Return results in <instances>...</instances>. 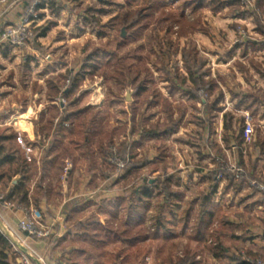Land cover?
I'll return each instance as SVG.
<instances>
[{"label": "rangeland", "instance_id": "374dc122", "mask_svg": "<svg viewBox=\"0 0 264 264\" xmlns=\"http://www.w3.org/2000/svg\"><path fill=\"white\" fill-rule=\"evenodd\" d=\"M109 1L114 4H106ZM258 1L236 0L232 6H226L218 12L212 8L202 9L195 15L186 12L185 17L191 21L195 20L199 26L182 37L176 34L178 26L169 30V24L163 20V16L155 14L139 38L127 39L128 34L124 27L109 26L110 19L123 5L122 0H60L59 3L54 2L51 9L55 16L51 15L39 28L31 26L35 35L33 42H27L18 48L21 52H27L33 44L38 46V49L41 48L36 50L41 56L38 60L37 54L33 56V52L28 51L30 55L23 53L17 60L9 61L7 68L1 72L2 80L11 81L13 76L17 75L22 89L16 93L4 92L1 99L6 101L7 96L11 95L13 98L9 100L10 103L16 101L15 104L20 106H24V101L31 100L33 105L48 101L42 111L47 114V120L53 118V130L68 136L67 138L73 137L80 145L77 158L80 155L83 157V160H79L83 172L80 173L79 169L75 168L76 165L73 166L75 170L78 169L73 177V188L78 180L81 181L89 174L93 186L100 188L105 183L100 189L123 190V194L118 193L117 196H112V199L87 201L81 204L80 211L69 217L66 223L62 220L60 223L71 235L67 238H64L63 233L52 236L51 228L44 226L40 221V217L43 221L50 217L51 209L41 212V215L33 210L34 216L43 227L49 228L50 234L43 238L34 237L37 240H46L48 246L46 253L35 254L30 251L31 257L43 259L45 264L51 256L59 262L66 261L69 264H176L184 257L187 249L186 227L194 218V213L189 211L190 204L194 199L213 190L215 182L207 176L209 170L217 166L237 167L240 162L239 154L243 149L247 171L255 169L257 177L264 180V77L261 76L264 72V0L263 4L258 6L260 8H257ZM45 3L51 6L50 0ZM97 9H107L109 13L100 15L96 12ZM171 11L178 16L180 9L176 5ZM35 13L37 16L40 12ZM178 18L181 19L180 15ZM53 22L59 23L58 26L48 30V38L38 41L40 29L50 26ZM102 33H106V36H99ZM74 35L79 36V39L72 37ZM62 36L65 43L57 44L55 40L58 41ZM160 44L170 49L169 54L164 57ZM183 48L188 51L196 49L201 61L205 63L201 69L206 73L205 78L214 79L218 83L212 95H203V98L214 103L217 109L216 117L212 120H209L210 114L200 99L192 100L185 94L168 93V83L164 79L167 70L173 72L175 67H182ZM125 61L131 67L123 69L124 71H115V67ZM50 68H54L53 75L41 78L39 73ZM68 72L74 75L82 73L84 76L77 91L65 97L64 93L70 87V77L61 79L59 75H68ZM51 77H54L58 87H61L58 95H55V91L48 93L47 80ZM144 80L148 81L146 89L140 96H136L137 87ZM191 82L193 79L189 80L190 84ZM49 95L53 97L52 100ZM235 96L249 102L250 109L246 110L243 106L238 108ZM165 99H168V103ZM7 105L11 106L9 103ZM33 111L37 112L38 109L33 108ZM227 112L233 117L230 130L224 129V114ZM65 113L70 115L65 122L67 125H60L59 121ZM39 115L40 112L37 115L40 119ZM133 117L136 122L135 130L139 134L144 127L158 121L176 127L177 130L167 137L141 140L138 134L132 135L129 131V123L133 128L130 120ZM206 121H209L211 126L204 127L206 125L203 123ZM247 121L253 128L251 141H245L239 147L235 138ZM45 122L46 120L41 124L44 125ZM2 125L0 133L3 135L15 131ZM34 127L36 131L37 125L34 124ZM12 137L7 139L5 146L11 153L14 151L16 158L14 156L15 160L13 159L9 166L0 167V188L16 178L10 173L9 167L18 168L25 165L28 167L27 177L32 181L30 190L35 206L36 199L41 197L39 184L44 176L40 169L41 156L36 152L29 154L30 159L25 158L23 143L29 142V139L19 133ZM130 138L136 141L131 148L132 155H135L134 160L144 163L150 158L151 161L149 165L133 171L127 177L124 176V164L122 167L114 166L108 157L111 156V144L117 149L123 140ZM86 139L88 143H85ZM83 144L88 147L85 148ZM70 150L69 154H73ZM64 154L65 152L60 156ZM116 155L122 159L118 153ZM21 156L25 158V162H22ZM85 156L92 157L89 165L84 163ZM61 160L64 161V158ZM65 163L67 166L70 161ZM166 168L173 171L171 189L183 192L184 198L174 200L171 204H162V199L154 196L143 226L146 229L145 240L135 242L130 241L127 234L119 235L116 232L118 227L121 226V230L126 228L124 223L130 205V195L137 181L141 178L154 181L163 175ZM64 173L65 168L57 175V179L68 189V182L62 181L68 175L65 176ZM53 176L55 177L56 173ZM107 177H116L118 180L104 182ZM56 181L54 178V182ZM225 182L224 186L217 187L213 196L214 201L216 199L225 207V214L221 213V208L219 217L202 238L204 242L208 241L212 245L228 249L230 256L246 259L251 264H264V204L260 203L261 192L264 190L260 188V192L256 193L244 186L236 190L228 181ZM29 184L30 181L27 182V185ZM261 186H264V181L260 183ZM63 189L57 182L54 183L48 199L51 206L62 202ZM226 217H233L235 222L226 223ZM82 221L83 229L74 235L69 227ZM113 227L116 229L113 230ZM1 233L6 237L5 233ZM252 240L258 243L253 246L256 250L253 255L255 258L260 257L257 260L250 259L251 257H246L245 252L243 253L247 245H253ZM15 246L13 251L17 255L16 258H19L17 250L21 248ZM101 246L109 248L104 250ZM204 247L202 244L200 249L191 250V253L196 255L197 264H210L211 259L208 256L212 253ZM220 264L226 262L223 260Z\"/></svg>", "mask_w": 264, "mask_h": 264}, {"label": "trees", "instance_id": "16d2710c", "mask_svg": "<svg viewBox=\"0 0 264 264\" xmlns=\"http://www.w3.org/2000/svg\"><path fill=\"white\" fill-rule=\"evenodd\" d=\"M40 3L36 6V11L42 8V0H39ZM123 5L121 6L119 12L110 19L109 26L115 27H124L128 34L127 39L130 38H139L143 30H145L149 24V20L155 16V14H160L163 16V20L166 21L169 25V30H173L175 26H178L179 29L176 32L178 37L187 36L191 31L198 28L199 23L195 20H190L185 17L186 12L191 15H195L198 11L205 9V8H212V10L218 12L220 9L226 6H232L236 0H228V1H221V0H173V2L169 0H122ZM32 4V3H31ZM109 5L114 4V2L109 1ZM263 4L262 0L258 1V6ZM174 5V6H173ZM176 5L180 9L179 15L175 16L174 12L171 9H175ZM258 11V9L256 10ZM97 13L100 15H107L109 11L107 9H97ZM27 13V12H26ZM174 13V14H173ZM26 15V14H25ZM33 19V17H30ZM99 36H106V33H102ZM35 37V35H34ZM29 42H33L30 40ZM163 44H160V50L162 52V57L169 54L170 49L164 48ZM182 67H175L174 72L171 70L166 73V78L164 79L165 82L168 83V93L170 95H174L175 93L185 94L192 100H199L202 105L206 108L208 114H210V119L216 117L215 112L217 111L214 103H210L209 100L203 98L204 93L207 95H212L217 87V82L214 79H207L205 78V72L201 69L205 65L204 62L201 61L200 57L198 56V51L196 49H192L188 51L186 48L182 49ZM164 61V60H163ZM131 66L127 65V62H122L120 65L115 67V71L121 69L124 71ZM124 69V70H123ZM181 69L184 71H181ZM61 79L70 77V87L67 92L64 93V96H69L70 93L77 91L79 87V83L81 81L82 76L84 74L79 73L74 75L72 72H68V75L60 74ZM264 77V72L261 74ZM68 77V78H69ZM54 77H51L47 80L48 83V93L49 91H55V95L60 93L61 87H58L57 83L54 81ZM193 79L191 84L189 80ZM147 80L140 83L137 87L136 96H140L142 92L146 89ZM53 93V94H54ZM202 96V97H201ZM50 97V95L48 96ZM52 96L50 100H52ZM202 98V99H201ZM237 98V107L243 106L244 109H250V103L244 101V99L240 96H235ZM168 99L164 101L168 103ZM208 100V101H207ZM2 114H5L2 113ZM70 115L65 113L62 116L59 124H63L67 122ZM224 129L230 130L231 129V120L232 116L231 113L224 114ZM133 123V132H135V117L132 119ZM146 125L148 124V120H145ZM204 127L211 126L209 121L203 123ZM176 127L167 126L164 123L156 122L149 125V127H144L142 129L141 135L145 138H157V137H167L171 134L176 132ZM244 128L236 135V143L237 146L241 147L244 144ZM7 138V137H6ZM2 139L0 138V166L12 161L14 157H9L6 155V149L4 145L1 143ZM111 146H114L111 144ZM111 151L109 150V153ZM116 153H118L123 161L124 164V176H130L134 170H139L143 166L147 164V162H138L135 161L133 156L127 157L128 153V145L127 143L121 142L120 146L117 148ZM240 162L237 164V169L240 168L243 170L242 173H237L231 171L230 167H222L217 166L213 170H209V174L213 182V190L211 193H205L202 197L198 199H194L190 204L189 211L190 213H194V218L191 219L192 221L187 224L188 228V235L186 237V251L184 257L181 258L176 262V264H197L195 261L194 253H191V250H197L201 248L203 244L206 250L211 252L214 257H226V249L220 247L219 245H212L208 243V241L203 240V235L208 232V228L213 225L216 221L214 211H218L219 207L215 203L213 196L216 193L217 186L219 181L216 179L218 174H222L223 179L229 182V185L235 187L236 190L240 189V187H247L252 189L254 192H260V183L264 180H260L256 173L255 169H251L247 171L245 166L244 157H243V149L239 154ZM114 165V164H113ZM116 166V165H114ZM113 170V169H112ZM172 171L168 168L165 169L163 175H160L154 181H150L148 178H141L140 181H137V184L134 186L133 193L130 195V205L128 206L127 211V218H126V228L121 230V226L118 227L117 233L119 235L127 234L128 239L130 241H143L146 239V229L143 227L145 220H146V212L153 201L154 196H157L159 200L162 199V204L165 203H173L174 200H180L184 198V193L181 191H173L171 189V179H172ZM108 177H111L108 175ZM217 180V181H216ZM221 182V181H220ZM254 182V183H253ZM254 185H253V184ZM262 193L261 204L264 203V192ZM11 196V193L9 194ZM8 195V196H9ZM8 196L1 197V201H9ZM26 194L24 193V197ZM134 197V198H133ZM165 199V200H164ZM25 200V198H24ZM21 204L23 206H27L21 201L17 202V205ZM196 210V211H195ZM213 211V212H212ZM80 224H76L74 227H80ZM116 228L113 227V230ZM204 242V243H203ZM14 245L0 232V264H15L17 260V255L13 251ZM246 255V254H245ZM246 257H249L247 253ZM230 260H235L237 264H251L246 259H241L239 257H227ZM250 258V257H249ZM260 258V257H258ZM253 257L252 259H258ZM263 262L262 259H260Z\"/></svg>", "mask_w": 264, "mask_h": 264}, {"label": "crops", "instance_id": "0c3cea01", "mask_svg": "<svg viewBox=\"0 0 264 264\" xmlns=\"http://www.w3.org/2000/svg\"><path fill=\"white\" fill-rule=\"evenodd\" d=\"M34 1L35 0H8V3H0V30L8 25L19 24L22 18L24 17V15L26 14V12L33 5ZM46 1L48 0H42V3H43L42 8L36 11L40 13L39 15L35 17V19L32 20V25L36 26V28H39L45 21L51 18L50 16L53 15L51 9L54 5V2H58V3L60 2V0H50L51 6H48V3H45ZM57 15H59V13L56 14V16ZM58 24L59 23L53 22L50 26L40 29L41 32H38L39 33L38 41L48 38V33H49L48 30L51 29V27L53 28L55 26H58ZM72 37H74L76 40L79 39V36H76V35ZM63 38L64 37L62 36L61 39H59L58 41L55 40L56 43L63 45L65 43V39ZM66 38L68 39L67 35H66ZM18 49L19 48L17 47H12L8 45H2L0 47V81H1L0 82V128L1 126H3L2 124H4V126L6 125L8 129L15 130L12 132L11 131L8 132L13 137L11 135L10 136L7 135L8 133L6 135H3L2 133H0V138L2 139L1 143H3L5 146L7 144L6 141L10 140L11 137L14 138L15 133H19L21 135H24L26 138H28L29 142L23 143L24 150H25V158L30 159L29 154L38 152L39 156H41L40 160L42 162L40 169H41V172L44 174V176H42V179L39 184L41 188V191H40L41 197H39V199H36L37 202H35V206H36L35 207L33 206L34 204H33V198H32V191L30 190V188H32V181L29 180L27 177L28 167H25V165L19 166L18 168H15L13 166L9 167L10 173L14 176V178L15 177L16 178L12 180V182L7 183L3 187L0 188V230L2 229V231L5 233L8 240L14 246L16 245L21 249L23 248L28 251H32L35 254H42V253H46L47 251L46 248L48 245H47L46 240H37L33 236H28L26 234L21 233L18 230V223L24 217V213L17 206L18 201H21L22 203L30 207L32 210H35L40 215H41V212H45L46 210L51 209L50 217L49 218L46 217L47 220H44V221L40 217V221L43 223L44 226L51 228L52 236H55V235L59 236L61 233H63L65 234L64 238H67V237H70L71 235L70 233L67 232L68 230L67 228L66 229L63 228V225L60 223L62 222V220L64 221V223H66L69 217L76 214L77 211L78 212L80 211L81 204H85L87 201L95 200V199H102V198L112 199V196H117L118 193H120V195L123 194V190L115 189L113 190L114 191L113 192L111 189L109 190L100 189L101 187L104 186L105 183H103V185L100 188H98V186H93L92 178L90 177L89 174L86 175V177H83L81 181L78 180V182H76V186H74L75 188H73L72 181L73 179H75L73 177L78 172V169L80 173L83 172V168L81 167V161H79L80 159L83 160V157L82 155H80L79 158H77V154H79L78 149L80 148V145L78 144V141H75L73 137L67 138L68 136H65L61 133L59 134L58 132H55L56 130H53L54 129L53 118L47 120L46 119L47 114L45 113V111H42L43 107L48 104V101H41L40 104L38 105L37 104L33 105L31 100L29 102L24 101V104H22L24 106H20V104L19 105L15 104L16 101H13L10 103L9 100H12L13 98L11 95L7 96L8 100L6 101L4 99H1L4 92H6L7 94L9 92L16 93L18 90L22 89L20 84L18 83L19 80H18L17 75L16 76L14 75L11 81L2 80L3 73L1 72H4V70L7 68L6 65H9V61L17 60L23 53L30 55L28 51L33 52L32 53L33 56L34 54H37L36 56L38 60H39L38 57L41 56L39 55L40 52L38 53V51H36V50H40L41 48L38 49V46H33V44H31L29 49H27L28 51L26 50L27 52L25 51L21 52L20 49L19 50ZM4 62H7V63L5 64ZM52 71H54V68L41 71L39 75L41 78L47 77V75H53ZM181 71L183 70L181 69ZM31 95H32V91H31ZM7 103L11 104V106L8 107L9 105H7ZM33 108L35 109L37 108L38 111L37 112L33 111ZM5 109L6 111H4ZM4 112L5 114H2ZM39 112H40V115H39L40 119L37 118V115L39 114ZM44 119L46 120V122L43 125L41 123L45 121ZM130 120L132 121V118ZM130 120H128V122H131ZM34 124L37 125L36 131H35ZM129 127L131 129L129 131L131 132L132 135H135L136 133L139 135V139L141 138L142 140L143 138H145V137H142V135L139 134L138 132L136 131L133 132L132 127L130 126V123H129ZM47 129L49 131H47ZM157 138H153V139H157ZM153 139L149 138V140H153ZM133 140L134 139L130 138L129 140L122 141V142L125 141L128 145L127 157L135 156V155H132L133 153L131 151L133 144L136 143V141H133ZM35 141H39V142L36 143ZM85 143H88V139L85 140ZM83 145H85L84 146L85 148L88 147L87 144H83ZM69 149H71L70 153L72 152L73 154H69L68 152ZM6 150H7L5 153L6 155H9V157L15 156V154H13L14 151H12L11 153V151H9L10 150L9 148H7ZM63 152H65L64 156H60V154H62ZM154 156H156L155 153H154ZM25 158L24 157L21 158L22 162L26 161ZM61 158H64V161L61 160ZM84 160H85L84 163L89 165L88 163L89 161H92V157L90 158L88 156H85ZM148 160L151 161L150 158ZM65 161H70V163L72 164V168L69 170L67 178H64L62 180V181L66 180V182H68V189L65 186H63V184L62 185L60 184L59 182L60 179H57L58 177L57 175L58 174L60 175L61 171H63V169L66 167ZM149 161H147V165H149L148 164ZM9 163H13V162L10 161L4 165L9 166ZM4 165H1L0 167H3ZM73 166L78 169L75 170ZM134 171H138V170H134ZM54 173H56L55 177L53 176ZM46 174H48V176ZM43 178L44 180L45 179L46 180L44 181ZM54 178L57 180L56 182L58 186L63 187L64 189L61 191L62 193L61 201L62 202L58 203V205L56 206H51L48 199L54 187V183H56L54 182ZM120 179H122V177ZM108 180H112V182H116L118 178L115 177V178L110 179L107 177L104 182ZM29 181L31 183L29 184L30 186L27 185V182ZM224 182L225 180H223V182H219L217 187L219 188V187L224 186L225 185ZM23 189L25 190L23 191ZM10 193H11V196L9 195ZM24 193L26 194L25 197H24ZM3 196H8L9 201L7 202L1 201V197ZM215 203L219 207L218 211H214V215L217 220V218L219 217L218 212L219 211L221 212V208H222V212H221L222 214H225L226 209L224 206L221 205V202L218 203L216 199H215ZM226 218H227L226 223L235 222V220H233L234 219L233 217H232L233 219L231 217L230 218L226 217ZM83 223L84 221L77 222L76 224H80L81 226L76 228L74 227L76 225L75 224L72 227H69V230H71V232H73L74 235L77 233H80L81 232L80 230L83 229L82 227ZM252 243L253 245H247L245 250H243V253L245 252L244 255L245 254L247 255L248 253L249 257H251L250 259L255 257L253 255V253L256 251L255 248L253 247L254 244H258L255 240H252ZM101 248L104 250H107L109 247L101 246ZM226 252H227L226 253L227 256L224 258L214 257L213 254L209 253L210 255L208 257L211 259L210 264H220V262H222L223 260L224 262H226V264H237L235 260H230L227 258V257H234V255L230 256L228 253V249H226ZM49 258L50 259L46 260L47 264H69L66 261L59 262V260H56L52 256ZM32 264H38L36 259L33 257H32Z\"/></svg>", "mask_w": 264, "mask_h": 264}, {"label": "built area", "instance_id": "2783aa9c", "mask_svg": "<svg viewBox=\"0 0 264 264\" xmlns=\"http://www.w3.org/2000/svg\"><path fill=\"white\" fill-rule=\"evenodd\" d=\"M0 3H8V0H0ZM40 3L39 0H35L31 8L27 11L26 15L22 18L21 22L16 25H8L5 26L0 30V46L2 45H8L12 47H22L25 43L29 42L33 38V32L31 30L32 26V20L36 17V6ZM33 17L31 19L30 17ZM62 101H64L63 98H61ZM59 120V119H58ZM66 124V123H63ZM67 125V124H66ZM244 137L246 142L251 141V136L253 134V128L249 121L246 122V125L244 127ZM116 148L114 146L110 147L111 156L108 157L109 162L111 161V164L123 166L122 159H119L116 155ZM72 168V164L69 163L65 167V173L66 176L69 172V170ZM120 168V167H119ZM233 172L242 173L243 170L240 168H236L235 166H231L229 168ZM216 179L218 181H223L222 174H218ZM262 190H264V186L260 187ZM260 189V190H261ZM19 209L24 213L23 219L19 221L18 223V230L21 233H24L28 236L33 237H48L50 234L49 228L43 227L40 224V221L34 216L33 210L28 206H23L21 204L17 205ZM0 232H3L2 229ZM4 233V232H3ZM18 257L15 264H32V254L30 251L26 249H18ZM38 264H45L43 263V259H36ZM260 264V262H258Z\"/></svg>", "mask_w": 264, "mask_h": 264}]
</instances>
